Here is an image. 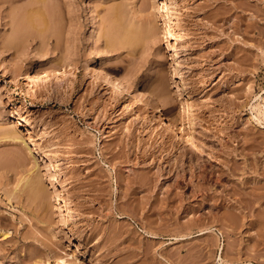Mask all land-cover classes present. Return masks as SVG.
Instances as JSON below:
<instances>
[{"label": "rangeland", "instance_id": "obj_1", "mask_svg": "<svg viewBox=\"0 0 264 264\" xmlns=\"http://www.w3.org/2000/svg\"><path fill=\"white\" fill-rule=\"evenodd\" d=\"M31 2L0 0V131L10 130L8 140L0 134L5 138L0 140V264H264V127L249 118L253 103L264 104V0H165L168 12L162 0H47L56 12L51 29L34 15L40 10L41 16L46 14L44 2ZM115 10L119 18L110 15ZM121 10L129 13L124 14L129 20ZM24 11H34V24H40L36 29L44 35L39 30L31 34L37 30L21 22L26 20ZM116 18L138 28L143 22L141 32L133 29L138 44L114 40L118 46L109 45L113 31L106 27ZM171 41L189 80L188 94L177 85ZM96 58L103 71L128 83L135 93L156 89L162 78L166 94L175 101L168 104L175 105L174 113L167 112L155 92L148 93L160 105L153 113L140 103L128 106L127 97L114 100L109 85L100 84L105 90L91 94L100 81L83 69L60 78L48 69L69 62L98 68ZM43 70L54 76H48L50 86L17 73ZM186 97L193 105L191 118L196 115V137L211 158L187 163L184 181L172 187L175 170H168L175 162L168 161L167 153L172 150L178 157L188 146ZM144 111L149 127L142 119ZM16 131L22 140L13 138ZM205 132H214L218 139L206 146L204 141L211 138ZM33 141L50 153L55 169L46 168L49 157L37 155L33 169ZM203 158L224 169L222 176L216 172L204 180L196 174ZM162 168L166 172L158 176ZM31 172L42 178L46 192L37 199L23 189V178ZM145 174L153 178L148 184ZM235 203L242 208H231L246 216H238L232 231L222 213ZM203 228L211 232L200 234Z\"/></svg>", "mask_w": 264, "mask_h": 264}, {"label": "bare ground", "instance_id": "obj_2", "mask_svg": "<svg viewBox=\"0 0 264 264\" xmlns=\"http://www.w3.org/2000/svg\"><path fill=\"white\" fill-rule=\"evenodd\" d=\"M47 1V0H46ZM45 0H33V2H31L32 3V5L33 4H36V5H38L37 3L38 2H41V4L44 2V7L46 8V14L44 13V12H42V14L44 13L45 15H42V16H44V17H42L41 16V10L39 11V13H37L38 11H35L36 13H34V15H37V17L38 18H40V20L36 17V16H34L32 13L34 12H32V13H30V14H26L25 13V11H24V13L27 15L26 16V20L24 19V21H22L21 20V22L23 23V24H25V23H27V24H29L30 25V27L31 26H33V24L35 23V17L37 18V20H38V23H45L46 24V26L49 28V29H51V26H50V20H52L53 18H52V16H55L56 15V12L53 14L52 12L54 11V10H52V8H50V7H52L51 5L49 6V8H48V5L46 4V3H48L49 2V0H48V2H46ZM163 1V8L164 9H166L167 10V12H168V10H169V6H168V2H165V0H162ZM168 1V0H167ZM147 3V2H146ZM40 4V5H41ZM49 4V3H48ZM169 4H170V2H169ZM31 4H30V6H32ZM145 5H147V4H145ZM149 5V4H148ZM147 5V6H148ZM42 6H43V4H42ZM34 7V6H33ZM36 7V6H35ZM44 7L42 8V7H39V8H41V9H44ZM142 7H144V6H142ZM154 7V6H153ZM121 8V7H120ZM123 8V7H122ZM136 8V7H135ZM134 8V9H135ZM30 9V8H29ZM141 9V8H140ZM149 9V8H148ZM163 9V10H164ZM32 10H33V8H32ZM36 10H38V9H36ZM45 10V9H44ZM142 10V9H141ZM140 10V11H141ZM144 10H145V8H144ZM147 10V9H146ZM29 11V10H28ZM27 11V13H29ZM43 11V10H42ZM123 11H125V9H123ZM122 10L120 11L121 12V16L122 15H124V14H129V13H124V14H122V12H123ZM135 11H137V10H135ZM113 13L112 14H110V15H112V17H114L115 18V16L117 15V17H118V15L120 16V13H119V10H115V11H112ZM114 12H118V14L117 13H114ZM151 12V11H150ZM150 12H148V13H150ZM142 13H143V11H142ZM28 15L29 16H31V18H29L28 17ZM34 17H33V16ZM39 15L41 16V17H39ZM167 15V14H166ZM25 16V15H24ZM129 17H130V15H128ZM133 15H131V17H132ZM28 17V18H27ZM111 17V16H110ZM123 17V16H122ZM122 17H120V18H122ZM127 17V16H126ZM25 18V17H24ZM34 18V19H33ZM112 19V20H115V19ZM119 18V17H118ZM118 18H116L117 20H118ZM124 18H125V15H124ZM123 18V19H124ZM133 18V17H132ZM131 18V19H132ZM42 19V20H41ZM111 19V18H110ZM110 19H108V21H110ZM126 19V18H125ZM37 20H36V22H37ZM112 21L113 23H111V22H109V25H108V27H106L107 28V30H109V27H110V32L111 31H113V34H112V32H111V34H110V32L108 31L107 32V30H105V32H104V34H106V32H107V35H108V37H109V34H110V37L109 38H112V40H113V43L111 42L109 45H112V44H115V42H114V40L117 42V44L119 43L120 44V42L122 43V45H127V43H135L136 41L135 40H137L135 37H137L138 35H137V32L136 31H134V30H139V28H140V23H139V28H138V25H137V27L136 26H134L135 24L133 23V25L131 24V21L129 22V21H126V20H129V18H127L126 20H125V22L124 23H126L127 24V22H129L132 26V28L130 27V29L132 30H129V26L127 27L126 26V24H121V22L123 23V21L121 20V19H119L118 21ZM135 20V21H134ZM134 22H137L136 20V18H134ZM40 21V22H39ZM53 21H54V19H53ZM52 21V22H53ZM56 21V20H55ZM119 22H120V24H119ZM152 22V21H151ZM38 23H36V24H34V26L33 27H31V28H34V29H36V27L39 25L40 26V24H38ZM143 23V22H142ZM142 23H141V25H142ZM145 23V22H144ZM149 23V22H148ZM147 23V24H148ZM170 23V22H169ZM26 24V25H27ZM38 24V25H37ZM146 23H145V25H147ZM150 24V23H149ZM149 24H148V26L147 27H149V29L151 30L152 28H150V26H149ZM168 24V23H167ZM26 25H24V26H26ZM124 27H123V26ZM21 26H23V25H21ZM123 28H122V27ZM133 26L135 27V28H133ZM143 26H144V24H143ZM54 27V26H53ZM128 29H127V28ZM151 27H153V23H152V25H151ZM25 28V27H24ZM30 28V29H31ZM46 28V27H45ZM44 28V29H45ZM105 28V29H106ZM138 28V29H137ZM145 28V27H144ZM153 28H155V27H153ZM166 28H167V26H166ZM171 27H170V25H168V29H166V34H167V37L169 38V35L171 36L172 34H171V29H170ZM20 29H22V28H20ZM25 29H27V28H25ZM112 29V30H111ZM134 29V30H133ZM141 29V28H140ZM148 29V28H147ZM149 29H148V31H149ZM37 30V29H36ZM39 31H41V29H38ZM37 30V31H38ZM153 30V32H154V29H152ZM156 30V29H155ZM28 32L30 31V30H27ZM32 32L31 34H35V33H40L39 31L38 32ZM48 30H46V32H47ZM142 31V29L140 30V32ZM24 33L23 34H25V32H26V30H24L23 31ZM31 32V31H30ZM29 32V33H30ZM42 32V31H41ZM133 32V33H132ZM134 32H135V34H134ZM150 32L151 31H149L148 33L150 34ZM152 32V33H153ZM20 33V32H19ZM120 33V34H119ZM151 33V34H152ZM28 34V33H27ZM30 34V35H31ZM43 34V32L41 33V35ZM119 34V35H118ZM134 34V35H133ZM143 34V33H142ZM142 34H140V36L142 37ZM148 34V35H149ZM44 35V34H43ZM115 35V36H114ZM119 37H121V38H118V39H120V40H116V39H114V38H117L118 36ZM147 35V34H146ZM153 35V34H152ZM28 36H29V34H28ZM139 36V37H140ZM145 36V34H143V37ZM25 37H27V35L25 36ZM107 37V38H108ZM140 37V38H141ZM148 37V36H147ZM108 38V39H109ZM135 38V39H134ZM139 38V39H140ZM145 38V37H144ZM144 38H142V39H140V41L141 40H144ZM149 38V37H148ZM107 39V40H108ZM134 39V40H133ZM146 39V38H145ZM109 40H111V39H109ZM135 41V42H134ZM139 41V40H138ZM110 42V41H109ZM12 43V42H11ZM125 43V44H124ZM137 43V42H136ZM107 44H108V42H107ZM117 44H115L116 46H118ZM138 44V43H137ZM168 44H169V47L171 48V50H173L174 51V53H173V51H172V53L174 54L172 57H173V59H172V65H173V68L175 69V74L177 75L176 77L178 78L177 80V82H178V87H179V89H181V90H183L185 93H187L188 94V92H190V91H188V81L189 80H186V78H184V75H183V71L181 70L182 68H181V65L179 64V62H178V59L176 58V56H177V52H178V49H177V47H176V43L174 44V42L172 43V41L171 42H168ZM121 45V44H120ZM125 45V46H126ZM136 45V44H135ZM133 46H134V44H133ZM131 48H132V46H131ZM95 62L98 64V68H92L88 63L86 64V63H84V64H77L76 62L75 63H73V62H69V63H67V64H63V65H59V67H51V66H49L48 67V69H49V72L51 71V74L53 73V75L54 76H57V77H54V76H49L50 75V73H49V75L46 73V72H48L47 70L46 71H42V72H39V71H37L38 73H31V72H29V71H24V72H22V73H20V72H17L18 74H19V76H21V77H23V78H29L30 80H32V81H34V82H38V81H40L41 79H42V82H43V84H44V86H50V81L49 80H51V79H49L50 77H54V78H60L61 76H66L67 74H70V73H76L77 71H79L80 69H83L84 71H85V73L86 72H90V74H92L93 75V77L96 79V82L97 81H100V83H96L97 84V90H92V92H91V94H96V93H98V91L100 90V89H104L100 84H103V85H109V88L111 87L112 88V97L113 98H115L114 100H116V97H127L128 98V101L130 102V103H128L129 105L128 106H131V105H133V104H135V103H137V104H142L143 106H144V108L145 109H147L148 111H150V112H153L154 113V111H155V109L156 108H159L160 107V105H158V104H154L153 102H152V99L150 98V96L148 95V93H152V92H155L156 93V97H158V100L162 103V104H164V105H166V106H168V104H169V102H170V104L171 103H173V102H175V101H173L172 99H173V97L172 96H170V95H168V94H166V92L165 91H168L167 89L165 90L164 89V85L163 84H161V79H160V77L158 78V79H160V80H158L159 82H158V85H157V82H156V85L157 86H155L156 87V89H154V90H150V88L149 87H145V92L144 93H135L134 92V90L131 88V86L128 84V83H126L125 81H123L122 79H120V78H118V77H113V76H111V75H109V74H107L105 71H103V67H102V63L100 62V60L99 59H95ZM79 63V62H78ZM48 76H49V78H48ZM28 79V80H29ZM49 79V80H48ZM41 82V81H40ZM162 82H164L163 80H162ZM165 83V82H164ZM93 84V83H92ZM162 85H163V87H162ZM148 86V85H147ZM154 87V88H155ZM162 87V88H161ZM166 87V86H165ZM161 88V89H160ZM163 89V90H162ZM105 90V89H104ZM151 91V92H150ZM165 92V93H164ZM187 94H185V95H187ZM97 95V94H96ZM169 96V97H168ZM188 96H190V95H188ZM258 96V95H257ZM167 98V99H166ZM169 98H170V100H169ZM187 98V97H186ZM191 98V97H190ZM256 98V97H255ZM259 98H261V96H259ZM259 98H256L255 99V102H257L258 100H259ZM167 100V101H166ZM185 100H188V98L187 99H185ZM173 101V102H172ZM189 101V100H188ZM186 102L187 104V107H188V109L189 110H187L186 112V115H188L189 114V118H188V116H187V118L189 119V129H188V132H189V135H188V140H187V144H188V146L186 147V149H185V151H182V153H180V152H178V153H180L181 155H177L178 157H176V155L175 154H177V153H175V154H172L171 155V153H172V150L169 152V153H167V157L168 158H170L168 161L170 162L173 158V162H175V163H173V165L170 167V169L168 170V172L170 173L171 172V174H172V171H174L173 173V175H175V180H174V182L173 183H169L172 187L174 186V187H179V185L184 181V177L188 174V170L190 169V167L188 168L187 167V163H195V161L200 157L201 159H202V156L204 157V156H206V155H208L207 154V150H206V147H205V145H202V143H200V141H199V139L196 137V132H195V130H196V126L195 125H197V123H195L194 121H195V119H194V117H196V115L194 116V117H192L191 118V110L193 109V105L190 103L191 101H189V102ZM115 102H117V101H115ZM172 105V104H171ZM252 106V108H253V110H252V117L251 116H249V118L250 119H252L253 117L257 120V124L259 125V126H261V127H264V121H263V119H264V104L263 103H261L260 101H258L256 104H254L253 103V105H251ZM184 107H185V109H186V106L184 105ZM184 109V110H185ZM147 110H145V111H147ZM166 110H167V112L168 113H170L171 115L174 113V110H175V105L174 106H168L167 108H166ZM143 112V116H142V119H143V121H145V123L144 124H146L147 126L146 127H149L148 125H150V124H148L147 122H146V120L145 119H147V117H148V114L146 113V112ZM193 112V111H192ZM185 114V113H184ZM191 114V115H190ZM193 119H194V121H193ZM3 126V125H2ZM145 127V128H146ZM1 129H3V128H1ZM5 129H7V126H6V128ZM8 130V129H7ZM7 130H2V131H0V134L1 135H4L3 137H5L6 139H7V137L9 138L10 137V134H9V132H10V130H9V132L7 131ZM12 131V130H11ZM13 131H15L14 129H13ZM12 131V132H13ZM18 131V130H17ZM17 131H16V134H14L15 135V137L13 136V138H17V139H21V138H19V134L20 133H17ZM211 131H213V130H211ZM11 132V133H12ZM20 132V131H19ZM153 132V131H152ZM207 132V131H206ZM203 133L204 134V136H206L207 138L209 137V138H211V140L209 139V140H207L206 139V141H204L205 142V144H206V146L208 145V143H213V140H215V138H217L216 137V134L214 133V132H212V133ZM9 134V135H8ZM13 134V133H12ZM21 134H22V132H21ZM0 135V136H1ZM2 136L0 137V140L2 141V140H4L5 138H3ZM24 137V136H23ZM12 138V137H11ZM31 138H33V137H31ZM212 138H214L213 140H212ZM218 139V138H217ZM8 140V139H7ZM22 140V139H21ZM32 140V139H31ZM9 141H11V139L9 140ZM13 141H14V139H13ZM16 141V140H15ZM26 141V140H25ZM121 141V140H120ZM123 141V140H122ZM199 141V142H198ZM33 144V147L31 148V154L33 153V155H31V157L33 156V158H34V160H33V162L32 163H34V168L33 169H35V166H37L38 165V163L39 162H37V160H36V155L37 156H39V157H42V159L43 160H45V158H46V156H47V158L49 157V159H50V161H48V162H45L46 164H45V166H46V168L47 169H55L56 168V164H54V163H52V157H50L51 155H50V153H49V156L47 155V153H43V151H42V146H39V144H38V142L37 141H33L32 142ZM2 144V143H1ZM4 144V143H3ZM117 144V143H116ZM204 144V143H203ZM41 145V144H40ZM112 145H114V144H112ZM122 145H124V144H122ZM213 145V144H212ZM121 146V145H120ZM42 147V148H41ZM161 148H162V150L164 149V150H168V148L166 147V145H163V146H161ZM211 148H212V146H211ZM209 149V148H208ZM15 150V149H14ZM211 150V149H210ZM17 151V150H16ZM205 152V154H202V153H204ZM4 153V152H3ZM42 153L44 154V156L42 155ZM210 153V152H209ZM0 154H1V152H0ZM7 154V153H6ZM5 153L4 154H2L3 156L4 155H6ZM21 154H19V156H20ZM230 155V154H229ZM18 156V155H17ZM175 156V157H174ZM181 156V157H180ZM1 157V156H0ZM6 157V156H5ZM9 157V156H8ZM21 157V156H20ZM54 157V156H53ZM208 157H209V155H208ZM212 157H216V156H212ZM7 158V157H6ZM32 158V159H33ZM199 158V159H200ZM207 158V157H206ZM209 158H211V157H209ZM9 159V158H8ZM22 159V158H21ZM25 159V158H24ZM198 159V160H199ZM204 159V161H202V162H197V163H199L198 165V169L196 168L195 169V171H196V174H199L200 175V177H201V175H202V178H204V180L208 177V176H214L215 174H216V172H221V174L219 175V177H221L222 176V174H223V172H224V169H220V168H217L216 167V165H213V164H215L213 161L214 160H212V159H209V160H206L205 158H203ZM23 160V159H22ZM26 160H28V159H26ZM26 160H25V162H26ZM48 160V159H47ZM220 160V159H219ZM3 161H5V159L3 160ZM17 161H18V159H17ZM21 161V160H20ZM18 162V163H21V162ZM24 161V160H23ZM218 161V160H217ZM221 161V160H220ZM224 161V160H223ZM2 162V161H1ZM0 162V163H1ZM24 162V163H25ZM31 162V161H30ZM212 162H213V164H212ZM8 163H9V160H8ZM13 163V162H12ZM16 162H14L13 164L16 166V164L18 165V163H16ZM27 164H28V161L26 162ZM31 163V164H32ZM219 163V162H218ZM12 164V165H13ZM21 164H23V162L21 163ZM21 164L19 165V166H21ZM30 164V165H31ZM151 164V163H150ZM163 165V164H162ZM196 165V164H195ZM4 166V165H3ZM32 166V167H33ZM189 166H191V165H189ZM193 166H194V164H193ZM218 166V165H217ZM2 167V166H1ZM5 167V166H4ZM31 166H29L28 165V168L31 170V168H30ZM163 167V166H162ZM219 167V166H218ZM11 168V167H10ZM12 168H16V167H12ZM28 168H26V169H28ZM188 168V169H187ZM232 168H234V167H232ZM28 169V170H29ZM32 169V170H33ZM37 169V168H36ZM24 170H25V168H24ZM29 170V171H30ZM31 170V171H32ZM37 170H39V168L37 169ZM160 171L158 172V176H160V175H162V173L164 174L166 171L164 170V168H162V170L161 169H159ZM234 170H236V169H234ZM26 171V170H25ZM195 171H193V172H195ZM227 171V170H226ZM245 170H243V172H244ZM33 172V171H32ZM31 172V174H33ZM38 172H40V170L38 171ZM191 172V171H190ZM56 173H58V172H56ZM153 173V172H152ZM235 173V172H234ZM20 174H22V173H20ZM27 175H25V177L23 178V180L25 181H23V183L25 184V188H23V189H27V191H28V193H30V196H32V195H34L32 198H36V197H42L43 196V192H45V190H44V187H43V184H42V178L41 177H39V179H38V176L37 175H35V174H33V176H37V177H33V176H31V174L29 173H26ZM147 174V173H146ZM146 174H145V178H143V180L144 179H147L145 182L148 184L149 182H150V179H152L153 180V178L150 176H146ZM156 174H157V172L153 175V176H156ZM193 174H195V173H193ZM210 174H212V175H210ZM244 174V173H243ZM40 175V174H39ZM42 175V174H41ZM40 175V176H41ZM147 175H149V174H147ZM172 175V176H173ZM233 175V174H232ZM20 176V175H19ZM58 179H60L61 178V180H62V176H60V174H56L55 175ZM168 176V175H167ZM196 176V175H195ZM217 176V175H216ZM142 177H144L143 175H142ZM147 177V178H146ZM192 177V176H191ZM190 177V178H191ZM22 178V177H21ZM20 178V179H21ZM174 178V177H173ZM172 178V179H173ZM198 178V177H197ZM218 178V177H217ZM41 179V180H40ZM133 179V178H132ZM154 179H157L156 177H154ZM171 179V178H170ZM186 179V178H185ZM244 179V178H243ZM256 179V178H255ZM22 180V179H21ZM63 180H64V178H63ZM135 180V179H134ZM140 180V179H139ZM138 180V181H139ZM143 180L141 179L140 181L143 183ZM148 180H149V182H148ZM152 180H151V183H152ZM189 180V179H188ZM139 181V182H140ZM154 181H156V180H154ZM192 181V180H191ZM253 181V180H252ZM255 181V180H254ZM138 182V183H139ZM141 182H140V185H141ZM144 182V183H145ZM162 182V181H161ZM171 182V181H170ZM190 182V181H189ZM238 182V181H237ZM251 182V181H250ZM18 183H20V180L18 181ZM144 183L142 184V185H144ZM187 183H188V181H187ZM197 183V182H196ZM242 183V182H241ZM240 183V184H241ZM248 183V182H247ZM257 183V182H256ZM22 184V183H21ZM154 184V183H153ZM157 184V183H156ZM155 184V185H156ZM191 184V183H190ZM252 184V183H251ZM250 183H249V185H251ZM255 184V183H254ZM16 185V184H15ZM17 185H19V184H17ZM150 185H152V184H150ZM200 185H202V184H199V187H200ZM259 185V184H258ZM45 187H46V185H44ZM209 186H212V185H209ZM240 186V185H239ZM18 187V186H17ZM135 187V186H134ZM238 187V186H237ZM15 188V187H14ZM147 188H148V186H147ZM152 188V187H151ZM193 188V187H192ZM228 188V187H227ZM234 188V187H233ZM247 188V187H246ZM262 188V187H261ZM148 189H150V188H148ZM196 189V188H195ZM195 189L193 190L194 192H195ZM207 189V188H206ZM241 189V188H240ZM13 190V189H12ZM12 190H10V191H12ZM17 190V189H16ZM168 190V189H167ZM175 190V189H174ZM204 190V189H203ZM237 190V189H236ZM248 190V189H247ZM27 191H26V193H27ZM46 191H48V190H46ZM169 191V190H168ZM198 191H200V193H201V196H202V194L204 195L205 194V192L204 193H202V191H201V189H199V190H197L196 189V193H199ZM238 191V190H237ZM240 191V190H239ZM241 191H242V189H241ZM246 191V190H245ZM255 191V190H254ZM259 191V190H258ZM16 192V191H15ZM215 192V191H214ZM233 192H235V191H233ZM27 193V194H28ZM46 193V192H45ZM44 193V194H45ZM195 193V194H196ZM210 193V192H209ZM218 193V192H217ZM240 193V192H239ZM242 193H244V192H242ZM9 194H12L11 192L9 193ZM177 194H179V197L181 196L180 195V193H177ZM192 194V193H191ZM207 194V193H206ZM216 194V193H215ZM232 194H234V193H232ZM13 195H14V193H13ZM29 195V194H28ZM47 195V194H46ZM209 195V194H208ZM221 195V194H220ZM220 195H218L219 197H220ZM10 196V195H9ZM185 196V195H184ZM206 196V195H205ZM204 196V197H205ZM214 196V195H213ZM244 196V195H243ZM29 197V196H28ZM44 197H45V195H44ZM47 197V196H46ZM45 197V198H46ZM186 197V196H185ZM191 197V196H190ZM193 197V196H192ZM203 197V198H204ZM218 197V198H219ZM221 197H222V195H221ZM227 197V196H226ZM31 198V199H32ZM45 198H44V200H45ZM181 198V197H180ZM197 198V197H196ZM207 198V197H206ZM210 198V197H209ZM214 198H215V196H214ZM28 199V198H27ZM37 199V198H36ZM40 199V198H39ZM186 199V198H185ZM189 199V198H188ZM205 199V198H204ZM208 199V198H207ZM225 199V198H224ZM223 199V200H224ZM231 199V198H230ZM244 199V198H243ZM172 200H174L173 198H172ZM181 200V199H180ZM220 200V199H219ZM245 200V199H244ZM247 200V199H246ZM39 202H40V200H38ZM179 201V200H178ZM34 202V201H33ZM36 202V201H35ZM174 202V201H173ZM183 202V201H182ZM214 202V201H213ZM218 202V201H217ZM222 202V201H221ZM220 202V203H221ZM224 202V201H223ZM231 202V201H230ZM230 202L228 203V204H230ZM246 202V201H245ZM179 203V202H178ZM181 203V202H180ZM226 203V202H225ZM237 203V202H236ZM234 204V205H228L230 208L228 209H225L223 212L224 213H222V218H223V221L225 220H227L230 224H228V226H232V231H234V229H235V226L236 225H238L237 224V222L240 220L239 219V217H242V216H246V214H245V212H244V215L243 214H241V215H239V213L237 212V211H235L234 209H238V210H240V208H242V207H238L239 205L238 204ZM240 203V202H239ZM37 204V203H36ZM39 204V203H38ZM45 204V203H44ZM215 204H217V203H215ZM222 204V203H221ZM241 204H243V203H241ZM42 205V204H41ZM179 205V204H178ZM189 205V204H188ZM212 205V204H211ZM224 205V204H223ZM238 205V206H237ZM245 205V204H244ZM45 206V205H44ZM48 206V205H47ZM46 206V207H47ZM218 206H220V205H218ZM225 206V205H224ZM247 206H248V204H247ZM41 207V206H40ZM195 207V206H194ZM197 207V206H196ZM199 207H200V205H199ZM221 207H222V205H221ZM227 207V205L225 206V208ZM231 207H234V209H232ZM245 207V206H244ZM39 208V207H38ZM47 208H45V210H46ZM245 209V208H244ZM42 210H44V209H42ZM67 210H68V208H67ZM248 210H249V208H248ZM242 211H240V213H241ZM263 215H264V213H263ZM263 215H261V216H263ZM239 216V217H238ZM260 216V217H261ZM245 218V217H244ZM239 219V220H238ZM242 219V218H241ZM264 219V218H263ZM262 219V220H263ZM242 224V223H241ZM241 226V225H240ZM238 227V226H237ZM2 231V230H1ZM231 231V230H230ZM236 231V230H235ZM37 232V231H36ZM208 232H211V230L209 229V228H203V229H201V231H200V234H205V233H208ZM7 234V233H6ZM223 235H224V233H223ZM52 242H53V240H51ZM225 240H223V242H224ZM225 242H224V244H222L223 246H222V253H221V255H220V260H222V262H224V261H226L225 259H224V252H225V249H226V247H225ZM225 254H226V252H225ZM239 258V257H238ZM238 258L236 257V259L238 260ZM240 259V258H239Z\"/></svg>", "mask_w": 264, "mask_h": 264}]
</instances>
